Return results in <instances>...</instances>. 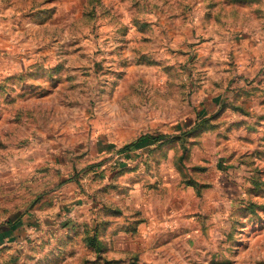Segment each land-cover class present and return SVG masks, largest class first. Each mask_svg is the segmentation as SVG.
Here are the masks:
<instances>
[{
	"label": "rangeland",
	"instance_id": "obj_1",
	"mask_svg": "<svg viewBox=\"0 0 264 264\" xmlns=\"http://www.w3.org/2000/svg\"><path fill=\"white\" fill-rule=\"evenodd\" d=\"M20 217L0 264H264V0H0Z\"/></svg>",
	"mask_w": 264,
	"mask_h": 264
},
{
	"label": "crops",
	"instance_id": "obj_2",
	"mask_svg": "<svg viewBox=\"0 0 264 264\" xmlns=\"http://www.w3.org/2000/svg\"><path fill=\"white\" fill-rule=\"evenodd\" d=\"M146 215H144L145 217L144 218H150L151 214L150 212L147 210L146 211ZM22 217L20 218H15V219H9L7 221V223H3V224H0V247L6 243V242H11L14 240V231L18 230L20 228V226L23 224V219H21ZM146 224V223H145ZM145 224L143 225H138L139 228H142L143 226H145ZM152 224H154L153 222L152 223H149L148 225L151 227ZM146 225V228H149V226ZM142 226V227H141Z\"/></svg>",
	"mask_w": 264,
	"mask_h": 264
}]
</instances>
